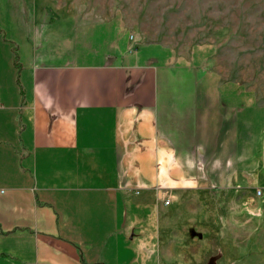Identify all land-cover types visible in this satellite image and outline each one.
Listing matches in <instances>:
<instances>
[{
	"label": "crops",
	"instance_id": "crops-1",
	"mask_svg": "<svg viewBox=\"0 0 264 264\" xmlns=\"http://www.w3.org/2000/svg\"><path fill=\"white\" fill-rule=\"evenodd\" d=\"M112 1L0 0V264H264L256 102Z\"/></svg>",
	"mask_w": 264,
	"mask_h": 264
},
{
	"label": "rangeland",
	"instance_id": "rangeland-1",
	"mask_svg": "<svg viewBox=\"0 0 264 264\" xmlns=\"http://www.w3.org/2000/svg\"><path fill=\"white\" fill-rule=\"evenodd\" d=\"M63 4L66 10L90 5L89 0ZM112 5L115 21L129 27L135 40L168 45L179 58L195 61L201 69L199 89L239 91L242 107L255 101L259 121L264 120V0H113ZM259 148L264 155V143ZM263 186L264 170L259 203ZM192 250L197 257L182 263L206 264L201 245Z\"/></svg>",
	"mask_w": 264,
	"mask_h": 264
},
{
	"label": "built area",
	"instance_id": "built-area-1",
	"mask_svg": "<svg viewBox=\"0 0 264 264\" xmlns=\"http://www.w3.org/2000/svg\"><path fill=\"white\" fill-rule=\"evenodd\" d=\"M131 38H133V35H131ZM166 204H168V201H165Z\"/></svg>",
	"mask_w": 264,
	"mask_h": 264
}]
</instances>
